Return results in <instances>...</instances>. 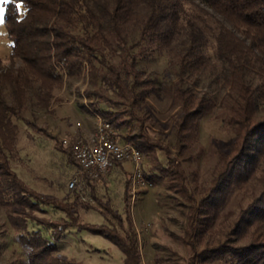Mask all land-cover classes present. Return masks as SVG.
<instances>
[{"label":"trees","instance_id":"1","mask_svg":"<svg viewBox=\"0 0 264 264\" xmlns=\"http://www.w3.org/2000/svg\"><path fill=\"white\" fill-rule=\"evenodd\" d=\"M197 1L220 18L214 54L224 67L227 92L221 107L234 132L227 148L218 150L211 183L200 200L197 202L190 190L188 176L178 158L195 145L201 120L215 107L212 99L185 88L182 79L163 89V94L181 108L175 123L176 157L160 143L151 141L142 125L131 141L142 155L155 159L150 175L144 174L145 180L151 185L166 182L170 190L188 203V227L182 237L173 235L189 249L188 264H264V113L259 114V104H264V82L253 87L245 78L248 67L256 63L264 71V0ZM91 3L87 0H11L6 6L4 26L11 47L10 65L6 69L0 66V206L7 212L16 242L28 264H82L59 253L57 242L72 227L108 240L123 254V264H141L130 209L131 177L126 179L124 187L126 227L121 215L108 206L105 211L116 223L90 225L76 216L75 201L45 198L19 179L10 166L19 134L14 117L55 139L22 117L28 91L34 83L38 92L36 106L46 108L63 77L78 78L87 65L94 86L99 80L98 88L111 90L119 100L116 103L121 106L119 111L101 112L104 117L119 120L117 126L124 123L123 115L131 113L129 119L135 117L131 109L139 97L155 91L154 82L143 78L136 68L138 52H132L133 46L127 44L128 26L135 22L141 26L138 49L157 41L167 44L178 28L180 0H92ZM16 4L20 5L19 9ZM187 40L189 45L184 56L181 55L179 75L197 72L196 66L202 65L192 31ZM115 56L117 63L112 62ZM187 56L194 60H187ZM17 61L21 64L19 67L15 66ZM56 62L63 67L61 73L55 68ZM3 86L10 89L11 104L1 92ZM85 97L95 98L87 107L83 106L86 111L91 107L98 110L97 103L101 101L112 103L95 91L86 92ZM156 150L165 153V165L158 162ZM252 182L259 185V192L239 209L224 241L197 251V245L211 231L232 193L246 190ZM41 204L60 210L65 218L45 221L34 217L33 212H44ZM80 206L93 209L88 202H81ZM29 221L48 228L50 238L40 228L29 229Z\"/></svg>","mask_w":264,"mask_h":264},{"label":"rangeland","instance_id":"2","mask_svg":"<svg viewBox=\"0 0 264 264\" xmlns=\"http://www.w3.org/2000/svg\"><path fill=\"white\" fill-rule=\"evenodd\" d=\"M92 4V0H87ZM193 23L189 25L188 21ZM220 18L205 4L194 0H180L179 17L175 34L167 44L155 42L152 46L138 49L140 24H130L126 36L127 44L133 46L132 52H138L136 68L143 78L154 82L155 91L137 99L131 113L123 115L124 123L104 117L101 112L116 113L121 109L117 96L111 91L94 86L89 70L84 65V72L78 78H64L59 88L53 91V98L48 107L36 106L37 83L28 91L26 108L22 112L25 120L34 122L53 135L55 139L38 133L23 119L14 117L19 127L15 143V157L10 159V166L17 177L30 189L45 198L65 202L75 201V213L80 220L90 225L115 224V220L106 213L105 206L121 215L126 227L124 187L126 179L131 177V217L138 239L141 264H188L189 249L173 235L183 236L189 222L188 203L168 188L166 182L149 184L144 174L150 175V168L155 159L142 155L140 162L141 179L131 162H118L99 180L88 182L82 190L70 189L69 183L78 170L70 148L63 140L73 141L76 137L93 135L99 122L108 121L119 142L131 141L137 137L142 125L151 141L166 147L172 157H176L175 123L181 108L170 97L163 94V89L170 88L179 79L183 86L198 96H205L215 102L213 111L205 116L199 126L195 145L178 158L188 176L187 183L197 202L211 183L212 171L218 160V150L227 148L233 137V130L227 124L221 101L227 88L224 85V67L214 54V37L219 29ZM194 33L196 54L202 58V65H197V72L179 75L181 55L189 45L188 35ZM11 43L8 40L4 23L0 24V63L6 69L10 62L8 56ZM113 63L118 57L112 58ZM194 60L187 56V60ZM21 64L15 63L16 67ZM61 73L62 65L55 63ZM253 87L264 82V71L259 63L248 67L245 76ZM99 92L112 103L101 101L97 109L87 107L94 99H87L86 92ZM2 94L8 104L12 103L9 87L3 86ZM97 97V96H96ZM98 96L97 98H101ZM131 107V106H130ZM264 113V104H259V114ZM62 143V145L60 144ZM61 145V146H60ZM71 154V157L69 156ZM158 162L165 165L166 156L162 150L155 151ZM124 163V164H123ZM154 168V167H153ZM259 192V185L252 182L246 190H235L230 196L222 214L204 240L197 245V251L213 247L224 241L239 209L245 207ZM80 199V201L78 200ZM81 202H88L93 209L85 210ZM44 212L32 215L45 221H60L65 218L63 212L49 205L41 204ZM40 228L49 237V229L29 221V229ZM59 253L68 259L82 264H123L124 256L119 249L102 236L85 230L68 228L57 242ZM0 264H28L27 258L12 230L4 207L0 206Z\"/></svg>","mask_w":264,"mask_h":264},{"label":"built area","instance_id":"3","mask_svg":"<svg viewBox=\"0 0 264 264\" xmlns=\"http://www.w3.org/2000/svg\"><path fill=\"white\" fill-rule=\"evenodd\" d=\"M62 142L70 148L78 167L69 183L70 189L82 190L88 182L99 180L107 174L111 166L118 162H131L143 184L139 166L142 158L140 151L130 141L119 142L108 121L99 122L93 135Z\"/></svg>","mask_w":264,"mask_h":264},{"label":"snow or ice","instance_id":"4","mask_svg":"<svg viewBox=\"0 0 264 264\" xmlns=\"http://www.w3.org/2000/svg\"><path fill=\"white\" fill-rule=\"evenodd\" d=\"M11 3V0H0V24L5 23L6 20V6ZM15 7L19 9L20 5L16 4Z\"/></svg>","mask_w":264,"mask_h":264},{"label":"crops","instance_id":"5","mask_svg":"<svg viewBox=\"0 0 264 264\" xmlns=\"http://www.w3.org/2000/svg\"><path fill=\"white\" fill-rule=\"evenodd\" d=\"M124 164V163H123Z\"/></svg>","mask_w":264,"mask_h":264}]
</instances>
